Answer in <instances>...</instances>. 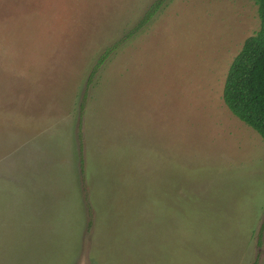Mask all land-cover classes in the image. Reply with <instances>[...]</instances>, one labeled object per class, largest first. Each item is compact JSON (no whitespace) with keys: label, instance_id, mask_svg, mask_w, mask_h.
I'll return each instance as SVG.
<instances>
[{"label":"rangeland","instance_id":"374dc122","mask_svg":"<svg viewBox=\"0 0 264 264\" xmlns=\"http://www.w3.org/2000/svg\"><path fill=\"white\" fill-rule=\"evenodd\" d=\"M157 1L0 0V264H264V142L223 99L258 7L139 26Z\"/></svg>","mask_w":264,"mask_h":264},{"label":"trees","instance_id":"16d2710c","mask_svg":"<svg viewBox=\"0 0 264 264\" xmlns=\"http://www.w3.org/2000/svg\"><path fill=\"white\" fill-rule=\"evenodd\" d=\"M164 1L158 0L139 26L149 21ZM254 2L258 7L260 29L245 40L240 53L231 64L224 85L223 99L231 113L257 132L264 142V0ZM110 52L109 49L100 57L90 78L96 75ZM260 245L261 240L258 241V246Z\"/></svg>","mask_w":264,"mask_h":264}]
</instances>
